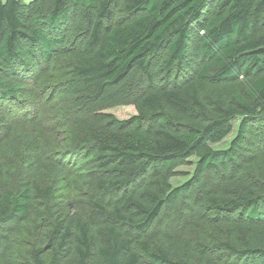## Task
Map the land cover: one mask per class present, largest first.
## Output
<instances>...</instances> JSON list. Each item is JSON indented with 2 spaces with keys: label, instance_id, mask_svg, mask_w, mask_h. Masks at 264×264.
<instances>
[{
  "label": "trees",
  "instance_id": "obj_1",
  "mask_svg": "<svg viewBox=\"0 0 264 264\" xmlns=\"http://www.w3.org/2000/svg\"><path fill=\"white\" fill-rule=\"evenodd\" d=\"M122 10L116 20L117 9ZM75 14L86 22V53L74 66L71 89L90 91L103 106L118 103V86L139 70L148 89L130 102L136 115L118 119L102 113L104 127H85L100 167L119 173L126 185L150 171L158 192L146 190L142 200L127 197L123 207L107 212L100 203L79 223L77 259L86 264L97 253L107 264H264V193L235 199L210 198L211 207L226 217V229L209 245L196 248L195 258L173 259L162 249L137 247L116 228L149 229L172 202L200 176L218 171L264 144V0H0V101L14 100L15 87L5 84L1 70L16 75V66L31 60L48 62L62 43L61 35ZM201 31V32H199ZM58 35L56 37L55 35ZM173 75L165 85H152L157 72ZM241 87L247 97L236 88ZM239 120L227 149H215ZM263 130V131H262ZM197 158L194 179L170 187L167 178L189 157ZM163 181L160 183V179ZM39 196L51 188L36 186ZM160 193V194H159ZM27 185L0 192V225L27 216ZM234 214V215H233ZM110 221V223L106 221ZM102 222L105 232L96 245L90 234ZM69 223L57 222L52 233L68 236ZM41 249L31 251L35 264H44ZM201 257V259H198ZM58 260V251L52 255Z\"/></svg>",
  "mask_w": 264,
  "mask_h": 264
},
{
  "label": "rangeland",
  "instance_id": "obj_2",
  "mask_svg": "<svg viewBox=\"0 0 264 264\" xmlns=\"http://www.w3.org/2000/svg\"><path fill=\"white\" fill-rule=\"evenodd\" d=\"M121 10V7L117 9L114 20ZM85 25L77 14L71 17L61 35L62 43L48 62L31 60L30 67L26 63L18 64L15 76L7 68L1 70L4 83L14 85L16 97L0 101V192L13 193L27 185L30 209L25 218L0 225V264H35L31 258L35 248L41 249L44 264H74L79 223L95 209V203H100L107 212L119 209L123 215L138 220L141 215L138 211L123 207L125 199L142 200L144 191L158 192L154 181L159 176L150 171L120 185L119 173L100 167L94 158L95 150L84 128L104 127V121L99 118L102 113L118 119L136 115L128 101L149 86L141 71L132 70L118 86L119 102L107 106L88 90L69 88L73 68L86 53L82 31ZM172 77L159 71L152 85H165ZM241 85L238 83L236 88L247 97ZM238 126L239 120L234 121L231 131L220 142L211 144L212 148L227 149ZM196 164L197 158L191 156L176 166L167 178L168 185L173 188L194 179ZM37 185L49 186L50 195L39 196L35 191ZM261 193H264V144L261 149L256 146L247 149L241 160L200 176V182L185 192L182 201L172 202L163 209L160 218L146 231L138 233L133 227L118 223L116 228L137 247L145 242L150 249L160 248L173 259H193L199 245L211 244L223 235L227 226L225 215L211 207L210 198L235 199ZM57 222L70 224L61 247L58 242L62 231L52 236ZM104 232L102 222L93 225L90 234L96 245L102 243ZM55 251L58 260L52 262ZM201 262L208 264V260ZM86 264L107 263L94 250Z\"/></svg>",
  "mask_w": 264,
  "mask_h": 264
}]
</instances>
